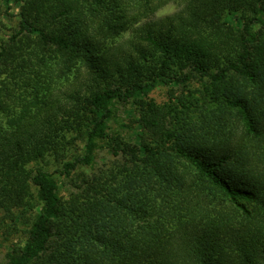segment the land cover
<instances>
[{
  "label": "trees",
  "instance_id": "obj_1",
  "mask_svg": "<svg viewBox=\"0 0 264 264\" xmlns=\"http://www.w3.org/2000/svg\"><path fill=\"white\" fill-rule=\"evenodd\" d=\"M167 3L0 0V230L30 217L0 264H264V0H186L113 58ZM77 82L56 109L46 92ZM128 105L135 142L110 134Z\"/></svg>",
  "mask_w": 264,
  "mask_h": 264
},
{
  "label": "rangeland",
  "instance_id": "obj_2",
  "mask_svg": "<svg viewBox=\"0 0 264 264\" xmlns=\"http://www.w3.org/2000/svg\"><path fill=\"white\" fill-rule=\"evenodd\" d=\"M185 6H186V0H168V3L160 7L153 15H151L146 19L144 18L138 24L129 26V28L126 31H124L121 36L108 43L109 47H112L110 49V52L112 54H115L112 55L113 58L118 57L122 51H130L132 46L130 40L131 39L134 40L133 37L135 31L139 29L141 26H143L145 23L149 21L160 20L168 16H171L182 10ZM14 8L15 9L13 10V13L17 14L18 10L16 7ZM4 23L6 27L5 30L8 33H11V31L17 29L19 24V19L17 17L14 18L5 17ZM23 78H24L23 80L18 79L17 80L18 84L16 85V88H13L15 96L18 97V101L22 99H25L26 101V99L30 97L33 88V86L31 87V85L33 83L34 73L32 71L31 72L28 71V73ZM75 82H76L75 80L71 81V83H75ZM13 83L15 84L16 81H13ZM71 83L70 84L67 83L64 86L61 85L56 87L54 86L52 87V89H49L46 92V94H48L49 91L51 90L52 96L49 98L50 99L52 98L56 109H61L62 108L61 106L65 105L67 102L66 97L79 87L78 82L73 86L71 85ZM172 90L174 91L173 93L175 95H179L183 92V89L179 87L172 89L168 86H161L150 95V98L155 100L159 104L167 103L169 101L170 91ZM133 111L134 109L132 105L119 108V111L116 113L117 119H115L111 123V130H110L111 136L121 135L128 140L131 139L133 140V142L136 141V136L137 134H139L140 130L136 123L137 117L133 115ZM83 145H84L83 142L78 141L76 146H74L70 151V154H68L69 155L68 157L81 154ZM103 145L104 147L99 151L97 157L95 170H97L100 167H104L106 164H109L114 159L111 153L109 152V150L106 148L105 144ZM61 164H62L61 160H58L56 158H50L46 163H42L41 167L47 168L49 169V171L53 172L59 169L61 167ZM60 183L63 184L61 194L63 196H67L69 194L68 189H70L68 181L61 179ZM33 191L35 192V189ZM29 223H30V217L27 216L22 218L20 221L18 220L16 222V225L8 221L7 224L11 226H8L5 229L3 228L0 230V262L6 260L7 254L13 247L18 245L20 246L24 245L27 239L26 231L28 229L27 226L29 225Z\"/></svg>",
  "mask_w": 264,
  "mask_h": 264
}]
</instances>
